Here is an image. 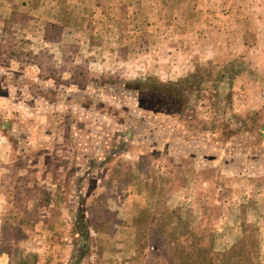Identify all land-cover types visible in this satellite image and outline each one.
<instances>
[{
	"label": "rangeland",
	"instance_id": "rangeland-1",
	"mask_svg": "<svg viewBox=\"0 0 264 264\" xmlns=\"http://www.w3.org/2000/svg\"><path fill=\"white\" fill-rule=\"evenodd\" d=\"M264 264V0H0V264Z\"/></svg>",
	"mask_w": 264,
	"mask_h": 264
},
{
	"label": "trees",
	"instance_id": "trees-1",
	"mask_svg": "<svg viewBox=\"0 0 264 264\" xmlns=\"http://www.w3.org/2000/svg\"><path fill=\"white\" fill-rule=\"evenodd\" d=\"M80 236H82L83 244L81 249L75 253L72 264H79L80 261L85 257L86 252L88 250V237H89L88 231L87 230L82 231L80 233Z\"/></svg>",
	"mask_w": 264,
	"mask_h": 264
}]
</instances>
